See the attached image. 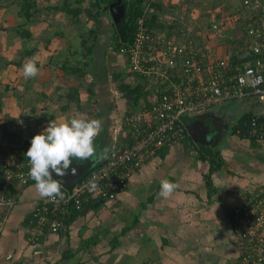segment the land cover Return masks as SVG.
I'll return each mask as SVG.
<instances>
[{"label": "crops", "instance_id": "1", "mask_svg": "<svg viewBox=\"0 0 264 264\" xmlns=\"http://www.w3.org/2000/svg\"><path fill=\"white\" fill-rule=\"evenodd\" d=\"M229 27L231 31L232 25ZM118 60L116 64L109 61L111 66L116 65L113 69L119 68L112 73L118 91L114 95L102 76L94 81L89 78L91 86L82 90L76 74H72L76 70L64 67L73 77L66 80L65 76L55 75L54 83L53 78L36 82L40 88L37 115L28 123L22 120L21 133L16 131L14 137L25 139L39 134L51 120L62 122L78 114L97 119L102 114L114 116L109 112L116 111L117 129L111 132L114 135L110 137L105 132L103 121L102 131L95 139L96 159L113 142L120 143L121 118L130 97L121 93L119 85L124 81L132 83V79L119 72L123 61L120 57ZM237 104H241L238 117L253 109L246 103ZM93 109V117L91 111L85 113ZM210 112V117L200 119L208 130L205 143L198 144L188 136L161 147L135 170L115 199L93 200L97 202L95 207L73 217L65 231L46 233L34 243L26 239L23 218L40 196L35 183L16 186L17 201L0 235V264H234L238 242L230 211L248 191L264 184V141L230 140L226 133L232 120L228 123L226 115ZM221 117L224 122L220 124ZM6 129L11 133L7 124ZM215 150L223 160L218 169H213L210 162ZM164 179L178 185L167 199L159 196ZM88 238L94 242H84Z\"/></svg>", "mask_w": 264, "mask_h": 264}, {"label": "built area", "instance_id": "2", "mask_svg": "<svg viewBox=\"0 0 264 264\" xmlns=\"http://www.w3.org/2000/svg\"><path fill=\"white\" fill-rule=\"evenodd\" d=\"M234 21L217 18L209 24L214 38H223L229 24L238 28L240 43L207 46L192 38L176 42L170 36L136 21L130 42L118 49L124 72L144 84L143 93L128 105L121 118L126 145L112 146L103 162L70 185L63 199L39 197L32 208L37 224L27 227V240L37 235L66 230L65 209L82 200L115 199L138 167L165 145L188 138L183 119L194 118L221 103L251 105L248 137L264 141V0H239ZM227 44L230 45L229 42ZM235 54V63L230 56ZM21 144L0 141V235L17 201L5 195L8 188L25 183L29 169L18 156ZM97 188L89 190V182ZM57 211L58 216L55 217ZM50 214L51 216H48ZM230 219L238 242L234 264H264V184L248 191L232 206ZM31 221V220H30Z\"/></svg>", "mask_w": 264, "mask_h": 264}, {"label": "rangeland", "instance_id": "3", "mask_svg": "<svg viewBox=\"0 0 264 264\" xmlns=\"http://www.w3.org/2000/svg\"><path fill=\"white\" fill-rule=\"evenodd\" d=\"M60 1L34 0V11L29 23L25 25L23 24V19L16 16L17 6L14 0H0V124L2 121H5L10 127L11 133L17 131L20 134V122L24 120V123H28L37 115L35 107L37 106L36 98L37 93L39 96L40 88H37L36 82H46L50 78H53L51 82L54 83L55 75L65 76L66 80L69 77H73L68 75L69 72L59 68L64 64L62 62L64 60H67L65 65L84 70L85 73L83 75L79 74L78 70L72 73L76 74L75 79L79 81L78 86L82 90H85L86 85H90L89 78H92L94 81L102 76L103 80L108 82L113 95L117 91L112 73L116 72L119 68L113 69L116 65L111 66L110 62L112 61L116 64L120 60H118L119 57L111 49L112 43H110L109 34L113 27L111 26L109 13L106 11L99 16L95 44L92 47L90 55L86 58V55H84L86 47L90 45L93 38L86 33L91 22L86 20L85 16L81 14L79 15V21L73 23L72 19L63 12H52L48 9L51 5L57 4ZM89 1L79 0L75 4L80 7H86ZM160 1L163 3L162 11L159 13L160 17L163 21L171 24V28L169 29L170 36L176 42L181 43L185 39L192 38L194 41L204 42L207 46L216 45L215 52L221 55L223 54L222 51L224 50L226 40L230 39L229 37L238 35V28L236 26L233 27V31L227 32L226 30L222 39L219 37L216 39L212 35V31H209V24L221 16L230 17L234 21L233 17L235 18L237 13L236 9L238 8L239 0ZM19 25L25 27L30 32L24 45L35 49L31 57L19 58L18 51L21 48V39L16 33ZM81 38L85 39L84 44L80 42ZM228 46H231V44H226L227 50H229ZM33 57L36 59L37 66L40 69L39 74L33 79H25L22 71L23 65L29 58ZM88 57L89 64L85 66L83 63ZM18 59L21 60L20 65H14L12 60ZM62 70L66 73L64 74ZM119 72H124L123 66H121ZM64 84L62 83V85ZM239 105L237 102L226 103L223 106L219 104L210 109L209 114L211 113L210 111H213L218 115H226L227 120L225 121L229 123L232 120L230 123L233 125L236 122L234 120L240 112ZM90 111L93 117L95 109L86 110L85 113H89ZM81 112L84 114V111ZM109 113H112L114 116L102 114V117H97V119H101L102 122L105 121V132L107 131L110 136L111 132L115 133V129H117V124H115L117 115L115 114L116 111H110ZM220 121L221 124L224 122V119L221 117ZM117 133L120 134L121 132ZM242 146L244 147L243 144Z\"/></svg>", "mask_w": 264, "mask_h": 264}, {"label": "trees", "instance_id": "4", "mask_svg": "<svg viewBox=\"0 0 264 264\" xmlns=\"http://www.w3.org/2000/svg\"><path fill=\"white\" fill-rule=\"evenodd\" d=\"M112 0H90L87 4L86 7H80L76 5V2H79V0H61L59 3L51 5L48 9L52 12H58L61 11L64 14L68 15L73 23H77L79 21V15H84L86 20H89L91 23L86 30V33L88 36H92V40L90 42V45L86 47V53L84 55L87 56L90 55V52L92 50L93 45L95 44L96 40V32L98 31V18L101 16L103 13H105L107 10V5L108 3ZM123 4L124 7V14L120 19L119 23H114L111 20V26L112 31L109 34L110 38V43H112L111 49L112 52H115V54H118V49L121 47H125L131 40L133 36V30L136 26V21L138 18H141L143 22L147 25V27L152 28L153 30L157 32H162L165 34H170V28L171 24L167 23L166 21H163L161 17L159 16V13L162 11L163 3L160 0H121L120 1ZM15 5L17 6V11H16V16L18 18L23 19V24L29 23L30 17L34 11V0H14ZM16 33L19 35L20 40V45L21 48L19 49V58H27L31 57L32 53L34 52L33 47H26L24 44L27 41V38L30 35V32L25 28L19 25L16 29ZM82 44L85 43V39L81 38L80 41ZM229 42L230 44H235V43H240V39L232 37L224 43V45ZM119 55V54H118ZM120 57V56H119ZM235 54H232L230 56V60L235 63ZM12 60L14 65H20L21 60ZM89 57L84 61V65L89 64ZM64 64L61 65L60 67H64L65 70H78L79 74H83L84 70L83 69H77L70 67L69 65H65V62L67 60L62 61ZM92 83V81L90 82ZM144 84L141 83V81H138L137 83H132V84H120L119 89L120 91L124 94L128 93V95L131 96L132 102L130 105L134 104L135 101L137 100L138 97H140L141 94H145L143 90ZM251 116V112H243L240 114L239 117L236 118V122L230 126L228 129L226 135L230 140L233 138L237 142H243L245 140H253L254 138L248 137L247 131H248V122L249 118ZM15 133H9L8 130L6 129V123L5 121L0 124V141L2 139H9V140H14L17 141L21 144V147L19 148L18 151V156L21 161L24 163L26 162L27 164L25 167L29 169V161L28 158L26 157V152L29 149V144H31V139L35 136L34 134H30L27 138L25 139H18L17 137H14ZM215 140H218L217 138ZM256 140V139H255ZM258 141V140H257ZM127 144V139L123 137L120 143H115L114 147H117L119 145H126ZM168 146V145H165ZM163 146V147H165ZM162 147V148H163ZM103 154V152H102ZM203 158V157H202ZM104 156L100 154V161L96 162L93 166H91L86 173L82 176L85 177V175L91 171L92 169L98 167V165L103 162ZM75 163L80 162L81 160H76L73 159ZM210 162L212 165L213 169H218L221 167L223 164V160L221 156L219 155V151L215 150L212 154V157H210ZM212 169H210L211 171ZM207 182V181H206ZM35 183L29 176L26 177L25 183L19 184L20 186H26L29 184ZM206 184L209 185L207 182ZM18 186V185H17ZM210 186V185H209ZM15 187L8 188V190L5 192V195H13L15 194L14 191ZM70 188V185L68 187H63L62 186V191L65 192L66 189ZM97 204L96 201H90V200H82L80 207L76 208L73 204L69 205L62 216V220L65 224H68L73 217H75L78 214H83L84 211H86L88 208H94L95 205ZM35 205V204H34ZM32 206V208L34 207ZM30 209L29 212L26 214V216L23 218V222L26 227H33L34 225L37 224L36 220L34 217H32V210ZM55 217L58 216L57 211L55 212ZM48 216H51L48 214ZM31 220V221H30ZM62 232V230H56L54 233H59ZM26 238L28 234H25ZM41 237V235H37L35 239L28 242H36ZM84 242H94L93 239L88 238L85 239Z\"/></svg>", "mask_w": 264, "mask_h": 264}, {"label": "clouds", "instance_id": "5", "mask_svg": "<svg viewBox=\"0 0 264 264\" xmlns=\"http://www.w3.org/2000/svg\"><path fill=\"white\" fill-rule=\"evenodd\" d=\"M22 71L25 79L35 78L40 71L36 59L29 58L24 63ZM131 79L132 83L138 82L136 77ZM132 83L125 82L128 85ZM125 97H130L127 100L130 105L131 96L125 93ZM102 128L101 119H89L78 114L62 122L51 120L41 133L31 139V146L26 152L30 166L28 175L35 181V189L41 198L52 200L64 198L62 191L64 182L54 179L53 173L58 177H64L68 174L73 159L81 161L96 159L97 149L94 142ZM114 144L115 142L111 144V147ZM108 150L103 152L104 158ZM71 174H77L76 168H71ZM177 187L176 183L164 179L160 182L159 196L167 199ZM96 188L97 184L90 181L89 190L94 191Z\"/></svg>", "mask_w": 264, "mask_h": 264}, {"label": "water", "instance_id": "6", "mask_svg": "<svg viewBox=\"0 0 264 264\" xmlns=\"http://www.w3.org/2000/svg\"><path fill=\"white\" fill-rule=\"evenodd\" d=\"M121 0H112L108 3V12L111 17L112 22L114 23H119L121 17L124 14V7L123 4L120 2ZM209 113H203L202 115H198L194 118L188 119L185 118L183 119L185 129L187 131V134L189 137H191L196 143L202 144L205 143L206 140L204 138L206 137V123H200V119L208 118ZM223 126V124H222ZM225 126V125H224ZM223 126V127H224ZM206 129V130H205ZM213 138H211L212 140ZM100 161V158L98 159H91V160H86V161H80L78 163H75L72 161L71 168H76L77 174L72 175L71 174V168L68 170V174L64 177H58L53 173V178L61 180L63 183V187H68L72 183L76 182L79 180L85 173L86 171L93 166L96 162Z\"/></svg>", "mask_w": 264, "mask_h": 264}, {"label": "flooded vegetation", "instance_id": "7", "mask_svg": "<svg viewBox=\"0 0 264 264\" xmlns=\"http://www.w3.org/2000/svg\"><path fill=\"white\" fill-rule=\"evenodd\" d=\"M219 130L216 131V133L218 132Z\"/></svg>", "mask_w": 264, "mask_h": 264}]
</instances>
